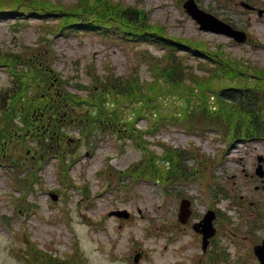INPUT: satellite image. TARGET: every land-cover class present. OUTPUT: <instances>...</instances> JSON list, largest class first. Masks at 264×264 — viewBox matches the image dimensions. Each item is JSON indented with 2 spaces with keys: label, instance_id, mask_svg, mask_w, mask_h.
Returning a JSON list of instances; mask_svg holds the SVG:
<instances>
[{
  "label": "rangeland",
  "instance_id": "1",
  "mask_svg": "<svg viewBox=\"0 0 264 264\" xmlns=\"http://www.w3.org/2000/svg\"><path fill=\"white\" fill-rule=\"evenodd\" d=\"M49 1L70 5L77 0ZM111 1L122 2L115 7L120 14L115 16L117 21L123 23V17L130 18L127 8L137 10L144 16L141 22L127 24L153 29L156 36L135 41L122 30L109 29L110 33L105 36L97 31L81 32L73 26H67L73 31L55 34L56 19L43 20L30 14L17 18L9 13L8 16H0V55L19 52L27 62L31 59L26 55H35L47 70L53 68L72 92L90 97L95 92L99 93L95 83L111 81L115 76H128L132 72H139L144 82L142 86L148 87L156 82L151 68L153 65L162 67L169 52H175L184 66L197 70L195 75L186 73L185 77L190 78L186 81L187 86H195V76L202 74L198 67L202 55L199 52L203 51L243 58L253 66L252 78L260 69L264 70V0H197L205 10L245 30L249 37L245 43L201 29L184 9L185 0ZM242 1L256 8H246ZM10 3V0H0V6L9 7ZM121 7L126 10H121ZM258 9L263 11L262 15ZM160 38L165 39V45ZM183 42L191 47L181 44ZM199 46L203 51L194 49ZM36 48L39 49L35 51ZM14 67L15 70L26 69L19 64ZM9 69L5 63H0V91L4 90L3 99L0 98L1 118L5 117L8 103L6 91L13 92L18 83ZM192 91L188 89V92ZM80 106L75 105L72 117H64L65 127H73L64 144L71 140L75 145L74 154L68 159L70 182L63 175L66 170L60 160L52 156L40 169L41 181L35 185L36 191L25 192L22 187L28 181L30 173L27 168L36 154L37 141L27 138L23 143L14 141L6 144L16 163L11 161L14 166H0V264H30L35 251L29 249L28 240L32 246L43 247L66 259L74 254L73 264H131L130 255L136 251L143 254L141 262L144 264H186L178 262V257H185L189 245L195 242H188L186 236H182L180 241L167 246L169 241L157 228L167 222L168 232L176 240L177 230L184 227L176 222V209L178 211L184 196L190 197L199 210L218 206L229 210L236 221L240 219L248 225L242 211L246 203L252 214V201L261 196V192L255 190L251 175L256 170L258 156L264 155L263 140L237 139L230 144L212 128L204 129L195 122L198 128L189 129L177 119L161 121L162 126L154 132L148 128L154 119L139 117L135 126L131 125V130H125L126 135L123 131L125 126L118 133L97 131L88 143L77 128L86 113L85 107ZM126 113L133 115L128 110ZM131 131L141 138H131ZM28 148L32 149L29 153ZM176 149L182 153L181 158L164 156L166 150L174 152ZM149 156H155L156 160L149 159ZM143 157L147 158L143 163L149 161L151 164L163 160L165 164L170 159L176 165L168 162L170 168L182 174L178 178H167L165 182L161 176L155 179L153 175H143L140 171L144 165L141 168L138 165ZM133 167L139 173L136 174L138 179L132 180L131 175L125 179L120 177L129 174ZM105 171L107 177L103 173ZM120 171L126 172L119 174ZM13 176H18L15 181ZM14 185L21 190L20 193L13 189ZM52 190L66 192L64 205L61 206L63 199L52 201ZM29 201L35 203H27ZM26 204H29L28 208ZM22 205H25L23 210L20 208ZM117 208L132 210L131 219L125 221L110 216L108 212ZM35 263L36 260L32 261Z\"/></svg>",
  "mask_w": 264,
  "mask_h": 264
},
{
  "label": "trees",
  "instance_id": "2",
  "mask_svg": "<svg viewBox=\"0 0 264 264\" xmlns=\"http://www.w3.org/2000/svg\"><path fill=\"white\" fill-rule=\"evenodd\" d=\"M46 5L48 6V4ZM114 7L115 6L107 0H94L91 5L84 6L82 8H76L73 11L77 12V15L86 14L90 16L91 14H94L96 17L98 15L99 9L101 17H105L106 10L115 11L116 9H114ZM126 12L130 17L127 18L132 20V22L140 21V14L139 12H136V10L127 9ZM221 64L225 71H233L228 62H222ZM236 68L237 66H235V69ZM241 81L242 83L237 80L235 83H232L231 87H225L224 90H220L218 96L220 97L222 104H229L230 107H228L227 110H225V108H221L216 116L220 118L222 125L226 124L231 129L230 133L233 135L235 134V137L252 139L264 135V94L255 90L244 79H241ZM133 82L134 81H130L124 84L130 92H134L135 90ZM44 83L49 88L52 87L49 76L42 74L38 80V84L36 85L38 89V96H46V94H43L42 89V87H45L43 85ZM53 97L54 95L50 94V97L43 102L34 101L32 103L30 100H28L26 105L30 107V110L32 111L34 110V107L38 105L48 109L50 107L54 108L55 106H52L54 105L52 101ZM58 106L60 109L62 108V99L58 101ZM231 108H233L235 111H232ZM222 113L226 114L224 118L221 116Z\"/></svg>",
  "mask_w": 264,
  "mask_h": 264
},
{
  "label": "water",
  "instance_id": "3",
  "mask_svg": "<svg viewBox=\"0 0 264 264\" xmlns=\"http://www.w3.org/2000/svg\"><path fill=\"white\" fill-rule=\"evenodd\" d=\"M192 7L194 10H192L194 12V14L199 17L201 20L204 19V16H207L206 14L202 13V11L196 9L195 6H190ZM204 15V16H203ZM229 33L231 34H234V35H237V38L240 39V40H244L245 36L243 35L242 32H237V31H228Z\"/></svg>",
  "mask_w": 264,
  "mask_h": 264
}]
</instances>
